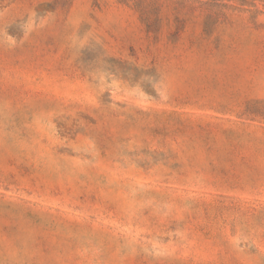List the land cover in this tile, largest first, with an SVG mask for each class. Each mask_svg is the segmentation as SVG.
<instances>
[{"label":"rangeland","instance_id":"1","mask_svg":"<svg viewBox=\"0 0 264 264\" xmlns=\"http://www.w3.org/2000/svg\"><path fill=\"white\" fill-rule=\"evenodd\" d=\"M0 264H264V0H0Z\"/></svg>","mask_w":264,"mask_h":264}]
</instances>
